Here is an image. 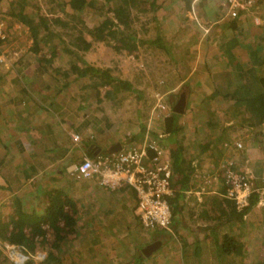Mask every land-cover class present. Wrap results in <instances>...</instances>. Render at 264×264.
<instances>
[{
  "label": "rangeland",
  "instance_id": "rangeland-1",
  "mask_svg": "<svg viewBox=\"0 0 264 264\" xmlns=\"http://www.w3.org/2000/svg\"><path fill=\"white\" fill-rule=\"evenodd\" d=\"M21 1L25 2L24 6L19 5ZM12 2H17L15 7L17 16L9 14ZM79 4H84L83 9H76ZM225 6L228 8L226 4ZM121 7L124 16L130 14L132 19L126 27L122 25L118 17V10ZM22 10L33 15L34 22H30L31 24L24 22L20 18ZM255 11L252 18L247 17L245 21L240 20L236 29L233 25L222 29L226 21L234 20L227 17L228 13L218 21L210 18L207 22L212 28L207 32L204 29L206 24L191 20L188 4L184 0H74L73 2L70 0H0V48L5 53L11 51V44L3 43L9 35L10 38L14 37L23 42L21 50L17 46L18 53L29 50L31 47L35 49V45L39 50L51 53L54 43L59 39V72L63 69H71L72 76L76 77L80 73L76 69V63L80 62L84 70H91L93 67L100 68L99 73L102 75L106 73L103 69H108V74L114 77L128 73L127 78L120 77V79L130 81L128 77H132L133 80L138 81L137 86H140L142 90L140 92L125 90V92L130 93V97L135 100L137 97L138 99L149 97L152 101L151 121L148 124L150 131L147 132L149 137L155 138V134L160 133L158 127L162 129V133L165 131L166 114L168 110L170 114L172 113L183 94L186 106L181 121L184 125L191 126L204 119L206 115L212 116L209 119L215 125L208 126L210 128L209 139L215 148L218 147V164L214 168L216 173L215 175H198V185L193 180L189 183L192 187L196 185L194 192L201 200L195 203L196 199L192 197L187 199V205L183 204V216L179 218V225L174 232L176 234L172 236L173 242L176 243L171 247H164L155 264H179L174 260L176 253L181 258L180 264H208L207 260L210 258L213 259L210 264H221L222 262V264H229L228 261H232L230 264H264L263 261H259V258L263 259L261 256L264 257V252L257 254L264 246V180L262 178L264 177V121L259 122L255 118L252 119L243 104H234L228 97L225 98V95L235 91L241 84L239 78L242 68H238V65L252 61L258 74L261 76L264 74V59L255 58L248 53V45L251 41L255 45H264V26L257 27L252 21L254 16L264 18V0ZM100 25L105 27L102 32L97 29ZM217 25L221 26L216 27ZM125 28H127L126 35L129 33L130 38L124 40L122 47L129 48H120L121 44H118L117 39L125 36V33H121ZM162 34L166 36V48L154 46L152 41ZM41 39H47V44L41 42ZM87 40L91 41L92 47L88 48ZM26 43L29 46H26ZM134 43H137L139 47L136 51L133 50ZM228 48H232L236 54L232 55L226 51ZM173 71L181 74L183 80L186 79L185 84L175 92H172L171 87H167V74L169 72L174 74ZM97 81L96 89L100 82ZM145 91L149 94L145 95ZM219 91L220 94L217 93ZM158 94L160 98L162 96V100ZM172 95L175 97L174 100ZM111 100L115 102L118 99L111 97ZM159 104L165 105L167 110ZM232 119L234 122L230 126L224 125ZM237 142L242 145L240 149H237ZM234 174L246 175L251 182L254 180L260 192H256L257 200L254 204H251L253 194L251 195V207L245 214L243 222L220 223L216 233H219V237L222 233H235L241 238L243 249H247L244 245H248V252L243 256H229V259L225 256L223 260L216 254H207L205 255L207 259L203 262L201 256L196 253L183 251L181 245L178 244V241H182L179 233H182L181 237L189 239H192L193 234L213 233L210 228L203 230V227H210L211 224L225 220V211L230 210L225 200L234 202L227 197V191L232 189V185L228 183L232 179H228V175L236 176ZM200 186L208 188L204 191ZM209 188L217 189L219 193L212 195L218 196L219 199L213 202V197H209V202L201 207L204 201L202 194H207ZM81 200L78 201L79 206ZM254 209L256 211H253ZM88 218L91 219V216L88 215L85 220ZM97 219L103 220L100 216ZM45 227L48 228V225ZM27 230L31 231V227ZM48 231L53 233L52 229ZM144 231L145 233L141 234L146 238L147 233L151 232L145 229ZM82 232L87 236L92 235L90 238L96 234L88 231V228L82 229ZM133 233L122 238L121 246L124 247L122 258L126 260L125 263L139 255L135 244L140 241L141 234L139 238H136ZM86 235L83 238L68 239L62 243L61 260L63 262L74 264L76 260L82 259V264H91V261L92 264L107 263L108 258L104 253H108V249L112 246L111 239L115 238L112 237L113 233H97V243L94 245H88L91 239ZM246 235L250 237L249 243L242 239ZM166 241L168 242V238ZM49 245L50 242L44 244L43 248L47 249ZM93 246L98 249H88ZM77 247L80 248L81 257L79 258H76ZM213 248L209 247V249ZM200 251L198 250V253ZM192 256H195L196 260L188 262L187 258ZM141 264L154 263L145 260Z\"/></svg>",
  "mask_w": 264,
  "mask_h": 264
},
{
  "label": "crops",
  "instance_id": "crops-1",
  "mask_svg": "<svg viewBox=\"0 0 264 264\" xmlns=\"http://www.w3.org/2000/svg\"><path fill=\"white\" fill-rule=\"evenodd\" d=\"M197 13L199 21L210 29L212 26L207 20L211 18L218 21L224 14L227 16L228 8L225 6V0H202L197 6ZM189 16L191 20H195L191 10ZM227 17L230 18L229 15ZM247 17L252 18L253 13L243 14L241 21H245ZM228 22L223 24L222 29L229 27ZM226 23L228 25H225ZM255 26L262 25L256 24ZM206 27L204 25L205 30ZM186 33L188 34V30ZM41 40L47 44V39ZM87 41L90 42L88 44V48H90L92 43L90 40ZM7 42L11 44L10 53H5L0 48V221L3 220L6 223L11 220V216L18 210L17 201L21 202L26 211H35L42 215L45 205L44 193L61 187L69 192L76 202L82 199L79 206L82 209H85L87 205L94 207L90 213H85V210L80 213L84 214V220L89 215L94 221L89 218L85 220L89 223L88 231L96 233L93 238H90L92 235L87 236L91 239L88 241V245L97 243V233H113L112 237L115 238L111 239L112 246L108 249V253H104L108 258L106 264H141L145 262L138 260L139 255L127 263L122 258L124 253V247L121 246L122 238L133 232L135 237L139 238L141 233H145L138 221L135 191L129 186L111 191L98 185L96 179H83L79 183L75 180L73 171L80 159L89 156V153L95 149L97 151H117L146 141L149 137L147 127L151 121L150 105L152 101L149 97H145V99L137 97V101L130 97L128 92L142 90L140 86H137L138 81L128 77L133 86V89L128 91L121 82L108 78L106 75L108 69H103L106 73L102 75L99 73L100 71L95 70L100 68L93 67L91 70H84L81 63L77 62L76 69L80 73L76 77L72 76L71 69H63L59 72V39L54 43L51 53L39 50L37 45H35V49L31 47L29 50L26 49L22 53H18V48L21 50L23 42L14 39V37L10 38V35L3 43ZM28 43L26 46H29ZM109 60L111 61V59ZM127 74H119V78H127ZM167 78V87H171L172 92L181 88L186 82V79L183 80V76L177 72L174 74L169 72ZM97 80L100 82L96 89ZM125 90L128 92L126 91V93ZM148 90L151 89L148 88ZM144 94L149 93L145 91ZM172 96L174 100L175 97ZM111 97L118 100L112 102ZM182 117L178 119L181 129L174 135L169 134V137L173 136L170 143L185 146V156L192 165V176L189 183L193 180L198 185V175L216 173L214 168L218 164V147L215 148L209 139V133L207 134L201 129L206 123H210L211 126H214L215 123L209 119L212 116L206 115L204 119H201L202 122L199 120L191 126L184 125L181 121ZM233 120H226L224 125L230 126L234 122ZM219 125L223 126V124ZM153 130L155 131V129ZM158 130L162 134V129L158 127ZM74 133L81 135L80 143L74 141ZM163 134L166 137L165 131ZM262 178L264 180V177ZM253 183L257 188L258 185L254 180ZM195 186L186 190L189 192L185 193L183 204L187 205V199L192 197L196 199L195 203L201 200L194 192ZM206 193L202 194L204 201H202L201 207L209 202V197L218 198L212 194L219 192L217 189L209 188ZM183 211L179 218H182ZM99 216L103 220L99 221L97 219ZM211 225L214 228L215 224ZM11 226L9 229L12 228ZM3 228L6 230V225ZM3 228L0 227V233L3 232ZM207 228L210 227H203V230H207ZM147 234L146 238L141 234L140 241L135 245H137L138 251L139 247H143L144 244L149 243L153 247L155 241L160 242L161 248L156 249L152 258L146 260L155 264L160 258V251L166 246H173L176 242H173L169 233ZM179 234L182 241H178V244L181 245L184 252L196 253L201 256L203 262L206 261L205 255L207 254L218 256L219 250L213 241L216 235L213 233L193 234L192 239L181 237L182 233ZM230 234L241 239L235 233ZM164 238H168V242ZM242 239L249 243L250 237L246 235ZM7 243L14 244L5 240L0 234V264H14L8 255ZM209 247L214 248L209 249ZM244 247L248 249V245H244ZM89 248L98 249L94 246ZM247 249H243V254L248 252ZM198 250L201 251L198 253ZM150 252L149 255L152 254ZM262 252H264V246L257 254H263ZM78 254L77 251L76 258L80 257ZM176 254L174 260L180 264L181 258L178 253ZM211 256L214 258L213 255ZM104 257L106 258V256ZM210 259L207 260L208 264L213 260ZM261 259L259 258V261L264 262L263 256ZM195 260V256L187 258L188 262ZM81 261L82 259H78L76 263ZM231 262L228 261L229 264ZM40 263L42 260H31L28 264Z\"/></svg>",
  "mask_w": 264,
  "mask_h": 264
},
{
  "label": "trees",
  "instance_id": "trees-1",
  "mask_svg": "<svg viewBox=\"0 0 264 264\" xmlns=\"http://www.w3.org/2000/svg\"><path fill=\"white\" fill-rule=\"evenodd\" d=\"M70 1L73 2L74 0H70ZM184 1L188 4V9L190 11L192 9V0H184ZM262 1L263 0H260L258 2V5L262 3ZM16 3L17 2H12V6H11L12 8L9 13L10 15L17 16V12H16L17 10H15ZM24 4L25 2L21 1L19 5L24 6ZM83 5L84 4L77 5L76 9L77 8L83 9ZM158 6L161 5L158 4ZM20 12H21L20 18L24 22H28V24L34 22L32 19L33 15L25 13L24 10ZM118 12H119L118 17L120 18L122 25L126 27L127 24H130L132 22L130 14L124 16L122 7L118 10ZM240 20L242 19L239 16L238 18L229 22V25H233V28L236 29L237 24L241 22ZM59 21L61 20L59 19ZM113 24L115 25V22H113ZM263 26L264 24L262 25V27ZM97 29H99L102 32L105 29V27L104 25L102 26L100 25ZM126 29L127 28H125V30H122L121 32L122 34L125 33V36L123 38L117 39L118 44L119 43L121 44L120 48H129V47H122L123 46L122 43L124 44V40H128L130 38L129 33L126 35ZM103 36H105V34ZM35 41H37V39H35ZM152 41L154 46H163L164 48L167 47L166 36L163 34L159 35L157 38L153 39ZM141 42L144 43L143 41ZM86 44L88 46L90 42L87 41ZM134 44L135 46L133 47V50L136 51L139 49V47H137L138 45L137 43ZM226 51L230 52L232 55L236 54L232 48H228ZM263 51H264V45H255L253 44L252 41L248 45L249 55H253L255 58L261 57L262 59H264ZM250 62H243L241 65H238V68H242L239 78L241 84L235 91L225 95V98L228 97V99L234 104H243L252 119L255 118L259 122H262L264 121V74H262V76L258 74L255 64L252 63V61ZM95 70L100 71V69L99 70L95 69ZM106 75L110 80L113 79L121 83L124 82V86L126 89L128 90L133 89V86L130 81L121 80L119 77H114L112 75H108V74ZM217 93L220 94V91ZM183 115H184V111L181 112V111H177L176 109L175 110L173 109L172 113L169 116H167L166 119H164V128H165L164 130L165 133H167L166 137L164 136L163 134L164 132H163L162 134L161 133L155 134L156 135L155 138L148 137L149 139H147L148 144H151V142H155V144H157L161 148L162 147L164 148V154H166L171 159L174 170V178H175L174 180L175 192L172 196L169 197L170 203L172 204L173 207V215H174L172 228L170 230L168 229L147 230V232L150 231L151 233H157L160 235H163L164 233H169V235L173 236L176 234L174 232L176 231V228L179 225L178 222L179 217L182 214V210L184 207L182 202L184 201V197L186 196L185 191L188 190L190 187L189 181L192 176V165L185 156V150H186L185 146L180 144L175 145L173 143H170L171 139H173V136L169 137V134L174 135L176 132H178L179 129H181L178 124V119ZM208 125H210V123L209 124L206 123V125H203L201 128L207 134L210 132V128ZM148 131L150 130L147 127V132ZM144 143L145 141L142 142V144ZM147 147L149 149V156H151V158H154L156 155H158V153L153 149H151L149 145H147ZM237 149L240 148L237 146ZM120 150L121 149L117 151H101V150L97 151V149H95V151L90 152L89 153L90 155L86 157L96 158L99 156H109L110 154H114L116 152H119ZM82 158L80 159V161L82 160ZM162 159H163V155H162ZM74 174L76 181L83 180L77 177L76 169L73 171V175ZM255 189L257 188L255 187ZM111 191H115V190H111ZM256 192L257 190L253 192V200L251 204H254L255 201L257 200ZM44 195H45L44 197L45 205H44V213L42 215L38 214L35 211L34 212L26 211L25 208L22 206L21 202L17 201L18 210L14 215L11 216V220L7 221L6 223H4L3 220L0 221L1 228L5 227L6 225V230L5 228H3L4 230L1 229L3 230V232L0 234L5 240L9 241L10 243H14L21 247H25L27 250L33 253H37L39 252L40 249H44L42 252L46 253V258L42 260V263L40 264H63L64 262L61 260L62 243L65 240L68 239L76 240L78 238H83L84 235H86V233L82 232V229H87L88 227L87 225L89 223L84 220L83 217L84 214L82 215L80 213L83 210H85L84 211L85 213H90L91 209H93L94 207L92 205L88 206L86 204L87 206L85 205L86 206L85 209H82L81 207H79L78 202H76L72 198L70 193L61 187L48 190L44 193ZM134 196L136 198V195ZM218 199L219 198H214L213 202L218 201ZM225 201L228 202V205L230 207V210L225 211V217H224L225 220L215 223L214 228L212 227V225H210V228H213L210 230H212L213 234L216 235L213 241L215 242L214 244L216 248L219 250L218 258H220L221 260H223L225 256L227 259L229 258V256H243L244 254H243L242 240L235 238L234 235H231L230 233H222L221 237H219L218 235L219 233H216L218 226L224 222H234V221L243 222L245 214L251 207V206H247L242 211H238L235 202H232L231 200H225ZM138 221L139 223H141L139 217H138ZM46 225H48V228L45 227ZM10 226L12 228L9 229ZM28 227H31V231L27 230ZM48 229H52L53 233L48 231ZM143 229L145 228L143 227ZM49 242L50 245L46 247L47 249L43 248V245L48 244ZM154 243H155L153 246L155 247L154 249H152L149 243L144 244L143 247H139L138 249L139 256L137 257L138 260L145 261L147 259L152 258L154 251L156 249L159 250L162 246L160 242L158 243L157 241H155ZM76 250L79 252L78 255L80 256L81 255L80 248L77 247ZM149 252L152 254L149 255ZM78 264H82V261L79 262Z\"/></svg>",
  "mask_w": 264,
  "mask_h": 264
},
{
  "label": "built area",
  "instance_id": "built-area-1",
  "mask_svg": "<svg viewBox=\"0 0 264 264\" xmlns=\"http://www.w3.org/2000/svg\"><path fill=\"white\" fill-rule=\"evenodd\" d=\"M202 0H192V14L199 23L197 6ZM260 0H225L228 6V15L232 19L247 12L255 13ZM253 21L257 25L264 24V18L254 16ZM210 29L206 28L209 32ZM159 96V94H158ZM160 98V96H159ZM162 100V96L160 98ZM161 104H159L160 106ZM165 108V105H161ZM167 110V108H165ZM170 115L169 110L166 116ZM76 143L81 142L79 133L73 134ZM149 145L158 155L149 156ZM242 147L240 142L236 144ZM163 155V159H162ZM77 177L80 179H96L98 185L109 190H119L123 187H131L137 198V215L141 225L146 230L168 229L173 224V207L169 197L175 192L174 170L171 159L164 154V148L148 140L144 144H133L122 148L119 152L109 156L96 158L83 157L76 166ZM228 175V183L232 189L228 190L230 199L234 200L239 211L250 206V197L255 190V184L246 175ZM208 187H203L205 191ZM188 192V191H187ZM242 192V193H240ZM261 196V195H260ZM8 255L14 264H27L31 260H44L46 253L39 251L33 253L24 247L15 244H6Z\"/></svg>",
  "mask_w": 264,
  "mask_h": 264
},
{
  "label": "water",
  "instance_id": "water-1",
  "mask_svg": "<svg viewBox=\"0 0 264 264\" xmlns=\"http://www.w3.org/2000/svg\"><path fill=\"white\" fill-rule=\"evenodd\" d=\"M185 106H186V99H185V95L183 94L178 105L176 106V110L182 112V111H184ZM154 248L155 247H152V249H154Z\"/></svg>",
  "mask_w": 264,
  "mask_h": 264
},
{
  "label": "clouds",
  "instance_id": "clouds-1",
  "mask_svg": "<svg viewBox=\"0 0 264 264\" xmlns=\"http://www.w3.org/2000/svg\"><path fill=\"white\" fill-rule=\"evenodd\" d=\"M213 175H215V174H213ZM173 179L175 180V178H174V176H173ZM186 193H187V191H185ZM189 192V191H188Z\"/></svg>",
  "mask_w": 264,
  "mask_h": 264
}]
</instances>
